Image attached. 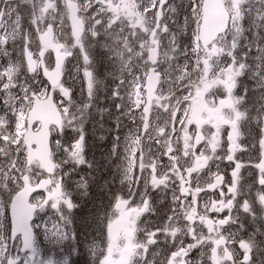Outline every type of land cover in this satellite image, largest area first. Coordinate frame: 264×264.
<instances>
[{
  "label": "snow or ice",
  "instance_id": "1",
  "mask_svg": "<svg viewBox=\"0 0 264 264\" xmlns=\"http://www.w3.org/2000/svg\"><path fill=\"white\" fill-rule=\"evenodd\" d=\"M0 264H264V0H0Z\"/></svg>",
  "mask_w": 264,
  "mask_h": 264
},
{
  "label": "trees",
  "instance_id": "2",
  "mask_svg": "<svg viewBox=\"0 0 264 264\" xmlns=\"http://www.w3.org/2000/svg\"><path fill=\"white\" fill-rule=\"evenodd\" d=\"M73 259H75V257H73Z\"/></svg>",
  "mask_w": 264,
  "mask_h": 264
}]
</instances>
